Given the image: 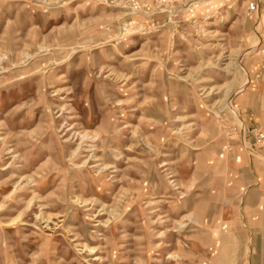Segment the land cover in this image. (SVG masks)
<instances>
[{
    "label": "rangeland",
    "instance_id": "374dc122",
    "mask_svg": "<svg viewBox=\"0 0 264 264\" xmlns=\"http://www.w3.org/2000/svg\"><path fill=\"white\" fill-rule=\"evenodd\" d=\"M250 1L0 0V264H264V176L214 195L202 157L257 69Z\"/></svg>",
    "mask_w": 264,
    "mask_h": 264
},
{
    "label": "crops",
    "instance_id": "0c3cea01",
    "mask_svg": "<svg viewBox=\"0 0 264 264\" xmlns=\"http://www.w3.org/2000/svg\"><path fill=\"white\" fill-rule=\"evenodd\" d=\"M263 15V12L258 10L250 15L248 20L253 21L258 28L262 19L264 21ZM256 31L259 40V35L264 30ZM261 64L259 59L255 73L248 75L245 84L238 85L235 90L231 103L232 114H228L226 121L230 123V128L236 129L237 135L226 133L215 142L207 155L204 154L206 156H202L205 162L207 159L209 165L206 169L209 173L216 171L224 184L226 181L230 182L229 186L224 185L221 190L214 192V195H239L243 198L244 195L257 196L262 191L260 176H264V166L258 158L261 157L259 153L264 155V147L254 144L252 137L255 130L264 134V70ZM251 156L256 157V160ZM227 171L230 172L229 176L225 175ZM232 181L238 184L233 186ZM252 183L255 184L252 186ZM247 187L251 189L245 192ZM229 200L231 199L227 197L226 202Z\"/></svg>",
    "mask_w": 264,
    "mask_h": 264
},
{
    "label": "built area",
    "instance_id": "2783aa9c",
    "mask_svg": "<svg viewBox=\"0 0 264 264\" xmlns=\"http://www.w3.org/2000/svg\"><path fill=\"white\" fill-rule=\"evenodd\" d=\"M224 2L229 6V8H231L234 5L236 6L239 0H224ZM258 10L264 13V0H251L247 7V17ZM256 55L259 56V59L262 63L261 68L264 70V32L260 33L259 35V43L257 45ZM226 133L227 135L235 134L236 129L228 127ZM252 137L254 138V142L257 145L264 147V134L262 132L255 130L252 132Z\"/></svg>",
    "mask_w": 264,
    "mask_h": 264
}]
</instances>
